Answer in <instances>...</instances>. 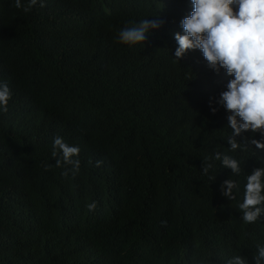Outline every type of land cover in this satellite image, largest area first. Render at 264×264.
<instances>
[{
	"label": "trees",
	"instance_id": "1",
	"mask_svg": "<svg viewBox=\"0 0 264 264\" xmlns=\"http://www.w3.org/2000/svg\"><path fill=\"white\" fill-rule=\"evenodd\" d=\"M14 2L0 0V82L12 92L0 111V264H255L264 216L246 224L238 204L264 151L228 152L238 176L219 161L203 173L230 147L218 101L233 77L199 50L175 60L191 0ZM147 18L160 27L143 44L117 42ZM57 135L80 148L75 178L55 166ZM228 178L235 200L221 193Z\"/></svg>",
	"mask_w": 264,
	"mask_h": 264
},
{
	"label": "clouds",
	"instance_id": "2",
	"mask_svg": "<svg viewBox=\"0 0 264 264\" xmlns=\"http://www.w3.org/2000/svg\"><path fill=\"white\" fill-rule=\"evenodd\" d=\"M37 3L38 0H28L26 4L15 0L14 7L29 12ZM191 3L190 15L181 21L184 34L176 33L174 37L178 44L175 60L179 61L190 50H199L211 70L219 74L224 69L229 77H233L218 101L229 113L227 121L232 131L226 141L230 147L227 152L217 150L214 156L205 157L202 170L207 175L215 168L212 161H219L223 168L238 176L240 161L228 152L253 150V146L264 151V142L255 138L244 137L242 142L236 139L244 132L264 136V0H191ZM39 6L45 7L43 0H39ZM159 27L158 21L143 19L138 24L122 28L117 34V42L129 46L143 44L149 31ZM11 98L8 83L0 82V111L7 112ZM211 110L215 114L216 109ZM53 149V157L61 154L55 166H67L62 175L67 178L71 173L75 178L80 171L79 146L69 145L57 135ZM258 159L264 160V157ZM103 164V160L95 162L96 167ZM239 190V183L231 178L221 184V193L229 200H235L234 193ZM97 206L95 201L86 205L88 211H95ZM238 209L246 224L256 223L264 216V167L256 168L246 176L243 201L238 204ZM162 224L166 226V222L162 221ZM253 259L255 264H264V246L257 245ZM224 264H248V261L241 254H234Z\"/></svg>",
	"mask_w": 264,
	"mask_h": 264
},
{
	"label": "bare ground",
	"instance_id": "3",
	"mask_svg": "<svg viewBox=\"0 0 264 264\" xmlns=\"http://www.w3.org/2000/svg\"><path fill=\"white\" fill-rule=\"evenodd\" d=\"M221 246V245H220ZM225 256V255H224Z\"/></svg>",
	"mask_w": 264,
	"mask_h": 264
}]
</instances>
